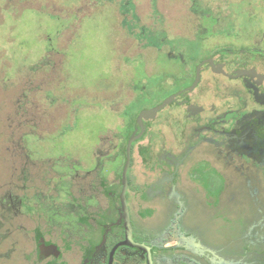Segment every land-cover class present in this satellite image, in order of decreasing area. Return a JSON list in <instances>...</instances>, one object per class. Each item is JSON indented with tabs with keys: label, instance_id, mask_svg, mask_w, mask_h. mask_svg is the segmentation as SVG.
Wrapping results in <instances>:
<instances>
[{
	"label": "rangeland",
	"instance_id": "1",
	"mask_svg": "<svg viewBox=\"0 0 264 264\" xmlns=\"http://www.w3.org/2000/svg\"><path fill=\"white\" fill-rule=\"evenodd\" d=\"M248 5H255L254 18L262 20L260 0H0V264H54L61 257L52 245L61 240L35 235L38 212L30 217L16 202L20 215L9 218L1 207L11 194L16 199L26 194L23 154L44 161L36 183L53 194L55 182L48 186L45 177L47 160L73 150L76 158L92 162L105 133L111 135L123 125V116L137 118L145 107L157 104L162 95H152L153 88L162 92L184 72L183 62L158 55L156 44L161 45L163 37L164 52L174 43H182L180 48L192 45L191 53L200 52L201 42L189 39L206 35L202 25L211 27L212 19L204 18L203 9L223 22L234 16L237 20V15L243 21L247 13L238 12L239 6ZM141 92L150 95L138 96ZM120 164L113 159L108 174L113 205L109 215L114 223L104 227L103 238L84 255L83 264H108L112 244L122 238L124 163ZM136 172L135 168L134 190L140 186ZM234 181L230 194L240 200L245 189L237 178ZM142 195L146 206L138 209L132 204L133 211L129 204L137 236L157 251L177 248L170 255L155 254L157 264H237L235 256L248 257L241 252L248 223L243 217L246 204L237 208L233 198L218 209L167 204L162 205V214L145 222L156 211L152 206L156 202L150 193ZM262 196L255 187V211H250L256 217L250 239L254 245H264ZM218 212L233 220L216 216ZM71 254L80 261L81 256ZM253 256L251 264H257ZM115 264H147L145 251L122 247Z\"/></svg>",
	"mask_w": 264,
	"mask_h": 264
},
{
	"label": "flooded vegetation",
	"instance_id": "2",
	"mask_svg": "<svg viewBox=\"0 0 264 264\" xmlns=\"http://www.w3.org/2000/svg\"><path fill=\"white\" fill-rule=\"evenodd\" d=\"M260 1L262 5L259 11L264 14V0ZM239 8L238 12L247 13L246 20L241 21L237 15V20H234V16L231 21L227 19L223 22L222 17L221 20L210 11L202 10L204 18L212 19L211 27L201 24L206 35L199 32L201 35L189 39L192 43L201 42L203 47L200 52L191 53L192 45L188 44L186 48H180L182 43H174L171 50L164 52L165 37L161 45L156 44L158 55L163 53L170 59H178L184 63L185 70L177 78L173 77L170 85L165 84L169 87H162V92H157L155 86L151 94L162 95V99L143 110L156 109L168 102L157 111L146 113L141 122L139 116L130 120L123 116V125L111 135L105 133L96 144L90 163L89 160L86 162L76 158L73 150L59 154L56 161L58 191L54 214L46 213L48 199L41 185L36 183L38 178H42L40 173L44 161L35 160L31 153L23 154L26 194L23 199H16L11 194L7 204L3 200L1 207L7 210L9 218L20 215L15 210L16 202L25 208L24 214L28 212L30 217L33 212H38L35 235H50V239L55 236V240H61V244L51 241L61 256L56 263L52 259L54 264H83L84 255L98 246L103 238L104 227L114 223L109 215L111 186L108 174L113 159L124 163L125 167L128 141L133 137L137 139L132 145L127 201L131 207L135 204L140 209L147 203L142 200V194L150 193L156 202L152 204L156 211L145 217V222L159 215L162 205L175 204L180 207L181 204H202L218 209L225 199L233 198L237 208L242 203L247 205L243 217L248 223L241 252L247 253L248 257L235 256L232 260L240 264L242 259H247L243 264H251L249 256L255 254L253 259L256 258V263L264 264V245L250 244L256 221L255 212H250L255 211V187L260 189L264 198V17L256 21L253 15L257 10L255 5ZM187 49L189 52H186ZM140 95L150 94L141 92ZM125 128L127 131L123 132ZM84 163L89 164L86 166ZM135 168L140 186L134 190L132 172ZM30 177L31 185L28 184ZM236 178L245 189V195L240 200L236 194H230ZM33 198H36L35 202ZM49 215L54 216L59 227L53 232L54 235L47 223ZM218 215L225 220H233L224 213L218 212ZM97 231L99 238L95 237ZM132 231L135 241L145 243L137 236L133 225ZM125 236L124 219L122 238L115 239L112 244L108 264L114 247L125 240ZM122 247L134 246H119L113 264L117 251ZM176 249L167 246L157 251L151 246L153 263L157 264L155 254L175 252ZM71 253L81 256L80 261L77 262L79 258ZM145 255L148 264L146 251Z\"/></svg>",
	"mask_w": 264,
	"mask_h": 264
},
{
	"label": "water",
	"instance_id": "3",
	"mask_svg": "<svg viewBox=\"0 0 264 264\" xmlns=\"http://www.w3.org/2000/svg\"><path fill=\"white\" fill-rule=\"evenodd\" d=\"M168 102V101H167ZM167 102H165L164 104L161 105V107H163ZM161 107H158L156 109H148V110H143L140 115H139V121L141 122L142 117L147 113H152L154 111H157L158 109H160ZM137 139V137H133L128 141V145H127V161L122 173V182H123V189L121 192V201H122V206H123V212H124V219H125V229H126V236H125V240H123L122 242H120L119 244H117L112 253H111V260H110V264H113V258H114V254L115 251L117 250V248L121 245H130V246H134L137 247L141 250L146 251L147 256H148V264H154L153 263V259H152V252H151V246L145 244V243H140L137 242L133 239V231H132V225H131V220H130V215H129V205H128V201H127V190H128V186H129V169L131 166V162H132V145L133 142Z\"/></svg>",
	"mask_w": 264,
	"mask_h": 264
},
{
	"label": "trees",
	"instance_id": "4",
	"mask_svg": "<svg viewBox=\"0 0 264 264\" xmlns=\"http://www.w3.org/2000/svg\"><path fill=\"white\" fill-rule=\"evenodd\" d=\"M125 149V148H124ZM48 159V158H47ZM46 161V160H45ZM56 161H57V157H54V159L53 158H50V160H47L45 163H46V165H47V167H48V169H47V171H46V175L47 174H49L48 176H46V179H47V184H48V186H50V185H52V183H54L55 184V186H54V188H52V192H53V194L52 193H47L46 194V197H47V199H48V208H47V211H46V213H49V212H51V213H55L56 212V206H55V198L57 197V174H58V172H57V168H56ZM48 164H49V166H48ZM51 164V165H50ZM50 168L52 169H54V171L53 172H51L50 171ZM117 168V167H116ZM51 172V173H50ZM51 175V176H50ZM20 198H24V196L23 195H21L20 196ZM50 198V199H49ZM111 212H113V205L111 206ZM4 212H7V210H4ZM97 212L98 211H96V215H97ZM50 214V213H49ZM47 223H48V225H49V227H50V229H51V231H52V235H54L53 234V232L55 233V231H56V229H58L59 227H58V225H57V220L56 219H54V216H52V215H49V216H47ZM41 229V228H40ZM40 229H38V232L40 233L41 232V230ZM55 229V230H54ZM52 237H55V236H52ZM95 237L96 238H99L100 237V233H99V231H97L96 232V235H95ZM168 254H170L171 252H167Z\"/></svg>",
	"mask_w": 264,
	"mask_h": 264
}]
</instances>
